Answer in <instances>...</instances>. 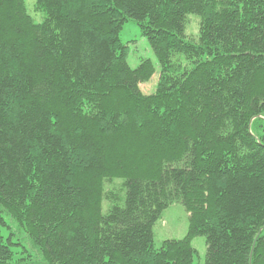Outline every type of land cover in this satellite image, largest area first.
<instances>
[{"label": "trees", "instance_id": "1", "mask_svg": "<svg viewBox=\"0 0 264 264\" xmlns=\"http://www.w3.org/2000/svg\"><path fill=\"white\" fill-rule=\"evenodd\" d=\"M34 7L0 0V264H199L197 236L205 264H264V0ZM176 202L188 233L157 248Z\"/></svg>", "mask_w": 264, "mask_h": 264}, {"label": "rangeland", "instance_id": "2", "mask_svg": "<svg viewBox=\"0 0 264 264\" xmlns=\"http://www.w3.org/2000/svg\"><path fill=\"white\" fill-rule=\"evenodd\" d=\"M34 2L35 0H28L29 10L31 11L30 13L33 15L35 20L40 22L43 14L40 11L36 12ZM189 18L187 33L189 36L197 35L199 32L198 17L196 15H191ZM120 38L122 42L128 46V63L132 68H136L143 58H149L155 64L156 73L148 82L142 83L140 85L141 90L145 94H152L155 92L159 80V66L156 56L147 38L142 35L137 22L133 19H130L125 23L120 33ZM122 181V179H118L112 182H107L106 189L120 191ZM108 207L109 203L105 200L103 203L104 212L107 211ZM188 227L189 213L186 211L182 203L176 202L170 205L166 210H164L161 218L154 225L153 231L155 246L157 248L160 247L163 241L166 239H181L185 237L188 233ZM5 234L7 233L5 232ZM192 245L197 250L195 262L199 264H205L207 252L206 238L204 236H197L192 240ZM13 249L18 252L17 257H19V251L21 250V247L14 246Z\"/></svg>", "mask_w": 264, "mask_h": 264}]
</instances>
